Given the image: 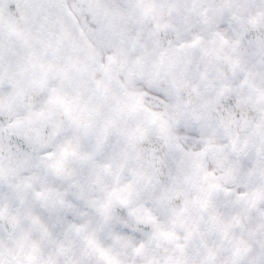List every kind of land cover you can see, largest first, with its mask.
I'll list each match as a JSON object with an SVG mask.
<instances>
[{
    "label": "snow or ice",
    "instance_id": "snow-or-ice-1",
    "mask_svg": "<svg viewBox=\"0 0 264 264\" xmlns=\"http://www.w3.org/2000/svg\"><path fill=\"white\" fill-rule=\"evenodd\" d=\"M0 264H264V0H0Z\"/></svg>",
    "mask_w": 264,
    "mask_h": 264
}]
</instances>
